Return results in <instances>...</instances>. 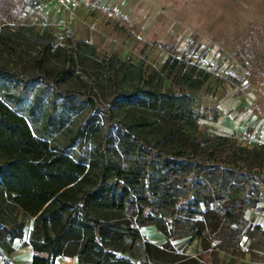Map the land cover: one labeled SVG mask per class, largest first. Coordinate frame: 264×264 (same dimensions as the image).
I'll use <instances>...</instances> for the list:
<instances>
[{
    "label": "trees",
    "instance_id": "1",
    "mask_svg": "<svg viewBox=\"0 0 264 264\" xmlns=\"http://www.w3.org/2000/svg\"><path fill=\"white\" fill-rule=\"evenodd\" d=\"M84 46L78 47L81 66L103 71V62ZM245 48L240 62L249 83L264 90V23ZM105 64L114 70L108 72L114 104L124 110L118 121L94 92L54 86V95L87 102L104 112L108 124L117 123L127 166L106 156L86 165L56 149L0 98V249L13 252L12 243L33 219L31 264H54L61 256L77 257L79 264H218L220 248L214 243L221 234L229 237L227 248L238 253L239 234L231 228L239 223L244 187L228 175L264 172V143L248 149L226 136L199 134L194 93L209 72L196 64L170 57L148 78L136 65L116 66L114 57ZM70 69L62 70L61 78ZM172 75L175 91L163 90ZM33 80L0 67V83ZM158 210L172 218V229L153 217ZM147 225L156 226L166 242L158 246L143 237ZM179 226L201 241L198 255L173 247L181 237L174 232Z\"/></svg>",
    "mask_w": 264,
    "mask_h": 264
},
{
    "label": "rangeland",
    "instance_id": "2",
    "mask_svg": "<svg viewBox=\"0 0 264 264\" xmlns=\"http://www.w3.org/2000/svg\"><path fill=\"white\" fill-rule=\"evenodd\" d=\"M262 23L264 0H74L59 10L50 0H0V67L37 78L28 84L0 83V98L27 120L36 137L56 149L86 165L106 156L127 166L119 125L108 124L104 112L87 102L54 95V86L63 92L96 93L118 121L124 110L114 104L117 97L108 75L114 70H108L106 61L114 57L118 67L136 65L148 78L170 57L178 58L209 72V80L194 93L199 134L226 136L254 149L264 143V90L250 85L240 57ZM79 45L105 69L81 66ZM68 68L70 73L61 78ZM173 76L163 90L175 91ZM228 180L244 187L239 223L231 228L238 231L240 251L228 249L229 237L221 234L214 243L220 248L218 264H264V172L231 174ZM152 214L172 229L170 216L162 210ZM33 221L18 238L22 247L29 245ZM174 232L181 236L172 241L175 249L188 255L201 252V241L188 229L179 226ZM141 233L158 246L167 239L153 225ZM13 252L0 249L8 258Z\"/></svg>",
    "mask_w": 264,
    "mask_h": 264
},
{
    "label": "crops",
    "instance_id": "3",
    "mask_svg": "<svg viewBox=\"0 0 264 264\" xmlns=\"http://www.w3.org/2000/svg\"><path fill=\"white\" fill-rule=\"evenodd\" d=\"M74 0H68L63 6H59L55 3L56 9L59 10L61 7H71ZM51 2V1H50ZM14 252L11 254V258L0 255V264H31L33 260V249L31 246L22 247L21 241L18 239L17 243L13 245ZM195 256V255H193ZM8 258V260H7ZM54 264H79L78 258L76 257H59L55 260Z\"/></svg>",
    "mask_w": 264,
    "mask_h": 264
},
{
    "label": "built area",
    "instance_id": "4",
    "mask_svg": "<svg viewBox=\"0 0 264 264\" xmlns=\"http://www.w3.org/2000/svg\"><path fill=\"white\" fill-rule=\"evenodd\" d=\"M52 3H55L59 6H63L68 0H50ZM90 1V0H89Z\"/></svg>",
    "mask_w": 264,
    "mask_h": 264
}]
</instances>
